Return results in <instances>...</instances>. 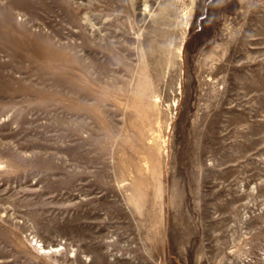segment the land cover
<instances>
[{
  "label": "rangeland",
  "instance_id": "1",
  "mask_svg": "<svg viewBox=\"0 0 264 264\" xmlns=\"http://www.w3.org/2000/svg\"><path fill=\"white\" fill-rule=\"evenodd\" d=\"M0 264H264V0H0Z\"/></svg>",
  "mask_w": 264,
  "mask_h": 264
},
{
  "label": "bare ground",
  "instance_id": "2",
  "mask_svg": "<svg viewBox=\"0 0 264 264\" xmlns=\"http://www.w3.org/2000/svg\"><path fill=\"white\" fill-rule=\"evenodd\" d=\"M65 60H66V58H65ZM70 64H72V63L70 62ZM70 68H72V67H70Z\"/></svg>",
  "mask_w": 264,
  "mask_h": 264
}]
</instances>
